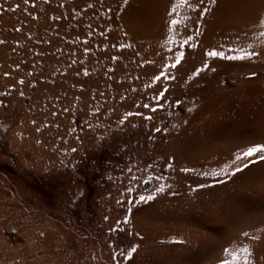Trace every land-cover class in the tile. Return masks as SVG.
I'll list each match as a JSON object with an SVG mask.
<instances>
[{
    "label": "rangeland",
    "instance_id": "obj_1",
    "mask_svg": "<svg viewBox=\"0 0 264 264\" xmlns=\"http://www.w3.org/2000/svg\"><path fill=\"white\" fill-rule=\"evenodd\" d=\"M261 20L264 0H0V264H220L243 246L264 264V161L216 179L264 144ZM229 48L260 55L205 56Z\"/></svg>",
    "mask_w": 264,
    "mask_h": 264
},
{
    "label": "snow or ice",
    "instance_id": "obj_2",
    "mask_svg": "<svg viewBox=\"0 0 264 264\" xmlns=\"http://www.w3.org/2000/svg\"><path fill=\"white\" fill-rule=\"evenodd\" d=\"M28 0H25V3H27ZM179 2L181 4H187L188 0H179ZM217 0H207L208 5H214L216 4ZM125 3H127V0H125ZM205 0H200V4H204ZM208 11V8L205 7L203 9H201L202 14H206ZM178 12H177V8L176 6H173L170 11H169V16L171 17L170 21H169V30L170 32H175L176 27L178 25V23L180 22L178 19ZM260 26L262 28H264V20L260 21ZM198 34V31H197ZM260 36L264 37V32L260 33ZM172 37L169 36V40H171ZM192 40V37H188L186 40L183 41L184 45H187L189 43V41ZM0 43H3V41H0ZM130 47V45H129ZM169 51H171V49H169ZM237 52H243L242 55H236L233 53H237ZM260 54L258 52L255 51H244L242 49H236V48H229L227 50V52L224 51H217V50H209L205 52V56L207 58L210 59H221V60H228V61H243V60H250L252 58L258 57ZM184 58V53L183 52H177L176 56H175V63L170 65V66H166L165 70H164V75L165 78L168 79H174V77H167L166 72H167V67H172L175 68L177 65H179L181 63V61ZM209 68V65L205 64L203 69H198L196 74L198 75L200 71L202 70H207ZM213 71L215 69H212ZM7 75V74H6ZM157 80H160L161 77L157 76L156 77ZM20 83H23V81H20ZM167 90L165 89L164 92H166ZM164 92H161L158 100L159 99H163L164 98ZM144 107H149V105H144ZM156 108H152V111H156ZM191 110V109H189ZM147 119H151L150 117H147ZM157 131H159V129H157ZM73 152L76 151L75 148L72 149ZM257 161H264V144H257L251 147H248L246 151H244L243 153L237 152L231 163L229 164H225L224 167L220 170V172L218 174H216V179L218 183H223L224 181V177L231 179L232 177L236 176L238 173H242L245 169H248L250 167V164L252 163H256ZM233 165H235L233 167ZM75 167V165H74ZM181 171L184 172H191L193 171V169H181ZM205 175H207L205 173ZM151 179V178H150ZM160 191H163V189H160ZM154 197L149 195L147 197L145 196H140L139 197V201L144 203L147 202L149 200H153ZM119 203V201H118ZM128 203H132L131 201H129ZM107 219V218H106ZM128 221L125 220L123 221V223H127ZM248 234L245 233V236H247ZM137 251L136 248H131V250L127 253V256L125 257L126 259H131L132 258V254L135 253ZM241 251L244 253V257L243 260L241 261L238 258V255L236 253H232L230 252L229 249H224V255L225 257H230V259H223L221 260L220 264H251L250 262V257L252 255L251 250L247 247V246H243Z\"/></svg>",
    "mask_w": 264,
    "mask_h": 264
}]
</instances>
